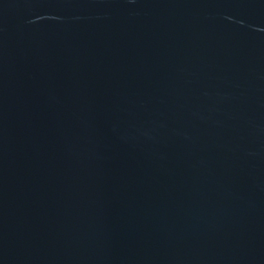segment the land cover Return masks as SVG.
I'll use <instances>...</instances> for the list:
<instances>
[{
    "label": "water",
    "instance_id": "water-1",
    "mask_svg": "<svg viewBox=\"0 0 264 264\" xmlns=\"http://www.w3.org/2000/svg\"><path fill=\"white\" fill-rule=\"evenodd\" d=\"M0 264H264V0H0Z\"/></svg>",
    "mask_w": 264,
    "mask_h": 264
}]
</instances>
